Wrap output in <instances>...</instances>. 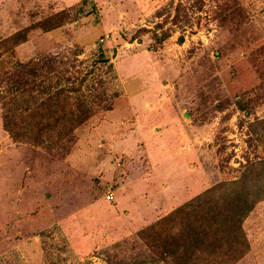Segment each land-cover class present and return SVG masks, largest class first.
Segmentation results:
<instances>
[{
    "label": "rangeland",
    "instance_id": "obj_1",
    "mask_svg": "<svg viewBox=\"0 0 264 264\" xmlns=\"http://www.w3.org/2000/svg\"><path fill=\"white\" fill-rule=\"evenodd\" d=\"M24 28L0 58V264H167L140 231L244 176L260 197L234 264H264V0H0V41ZM35 79L104 103L16 141L2 99L34 104Z\"/></svg>",
    "mask_w": 264,
    "mask_h": 264
},
{
    "label": "trees",
    "instance_id": "obj_2",
    "mask_svg": "<svg viewBox=\"0 0 264 264\" xmlns=\"http://www.w3.org/2000/svg\"><path fill=\"white\" fill-rule=\"evenodd\" d=\"M74 8L60 10L38 24H43L45 30L57 28L68 21ZM27 31L24 28L2 39L0 58L5 53H13L16 41L26 37ZM2 67L6 68V62L2 63ZM21 70V75L18 72L13 73L15 78L12 75L11 84H17L18 87L30 77L34 78L35 73L33 65L24 63L21 64ZM33 82L31 89L40 90L37 96L32 94L37 98L34 104L29 102L21 105L18 103L19 98L13 95L6 100L2 99L6 110L4 121L16 141L42 144L45 135L40 140H33L37 135L40 136L41 130H46L45 134L50 139L54 138L51 132L56 128H61L67 134L80 126L88 116L90 118L104 103L103 93L97 96L94 94L93 97L91 92L88 94L86 91V94L84 90L72 86V95L64 96L65 89H53L52 83L38 79ZM18 108L22 111H18ZM239 108L249 114L245 105L241 104ZM45 119L50 121L46 123ZM253 123L262 126L264 136V118ZM59 136L62 137V134ZM245 181L244 176L219 182L143 228L140 235L167 264H234L250 248L244 221L260 197H254L249 192Z\"/></svg>",
    "mask_w": 264,
    "mask_h": 264
},
{
    "label": "built area",
    "instance_id": "obj_3",
    "mask_svg": "<svg viewBox=\"0 0 264 264\" xmlns=\"http://www.w3.org/2000/svg\"><path fill=\"white\" fill-rule=\"evenodd\" d=\"M107 198H108V199H111V198H112L111 193H108V194H107Z\"/></svg>",
    "mask_w": 264,
    "mask_h": 264
}]
</instances>
